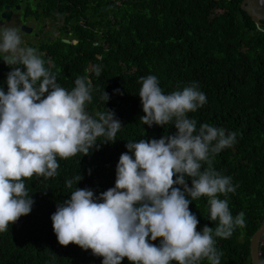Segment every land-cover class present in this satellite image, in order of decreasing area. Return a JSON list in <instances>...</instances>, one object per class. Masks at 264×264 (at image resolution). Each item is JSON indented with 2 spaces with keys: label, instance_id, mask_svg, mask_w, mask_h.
<instances>
[{
  "label": "clouds",
  "instance_id": "9594fccd",
  "mask_svg": "<svg viewBox=\"0 0 264 264\" xmlns=\"http://www.w3.org/2000/svg\"><path fill=\"white\" fill-rule=\"evenodd\" d=\"M47 58L25 43L19 27L0 22V62L10 69L0 84V234L30 213L34 201L28 180L57 177L59 160L89 155L115 142L122 129L115 113L104 107L109 99L104 90L103 110L90 112L91 79L77 76L67 90L56 82ZM86 70L98 77L101 66ZM138 83L140 123L171 125L175 131L128 140L115 165L114 186L98 195L76 187L79 172L66 178L70 194L50 216L56 240L78 246L74 252L102 257L101 264H121L124 258L129 264H220L217 238H230L242 228L244 213L231 214L228 196L236 186L213 168V160L233 147L237 134L207 123L197 127L189 114L207 100L196 82L170 93L163 92L155 75ZM201 197L215 227L197 231L199 221L189 204ZM55 260L52 253L46 264Z\"/></svg>",
  "mask_w": 264,
  "mask_h": 264
},
{
  "label": "trees",
  "instance_id": "16d2710c",
  "mask_svg": "<svg viewBox=\"0 0 264 264\" xmlns=\"http://www.w3.org/2000/svg\"><path fill=\"white\" fill-rule=\"evenodd\" d=\"M68 1L73 4L67 9L70 20L79 23L80 15L96 31L77 27L78 39L102 43L92 49L98 59L90 51L84 58L101 66V73L88 74L77 52L85 46L62 42L54 47L51 71L67 90L74 87L77 76L89 77L93 85L89 111L103 110L104 90L109 96L104 107L115 113L122 129L115 142L102 144L89 155L59 160L57 177L27 181L34 203L28 215L0 234V264H46L52 253L55 264H101L102 257L91 252H74L80 249L74 244L59 245L50 216L70 194L66 178L79 172L82 179L76 187L98 195L114 186L115 165L128 140L158 139L175 131L171 125L148 128L139 121L143 112L138 81L150 74L164 93L196 82L207 100L189 114L197 127L207 123L237 134L233 147L215 156L213 168L232 178L236 191L229 194L228 206L233 216L244 213V226L230 238H217L216 247L220 264H251L250 239L264 222V33L241 11L243 0H135L120 6L102 0ZM9 70L0 62V84ZM189 210L199 221L197 231L204 225L215 227L207 219L205 197L192 201ZM121 264H129L127 258Z\"/></svg>",
  "mask_w": 264,
  "mask_h": 264
},
{
  "label": "flooded vegetation",
  "instance_id": "af4514ba",
  "mask_svg": "<svg viewBox=\"0 0 264 264\" xmlns=\"http://www.w3.org/2000/svg\"><path fill=\"white\" fill-rule=\"evenodd\" d=\"M0 5V22L12 23L19 27L25 43L46 55L48 61H51L50 67L54 65V47L60 46V42L64 41H68V45L77 42L78 46L81 44L86 47V49L79 47L77 50L86 68L94 65L89 59L84 60L87 51L98 59V54L92 49L101 46L102 43L91 44L90 38L78 39L74 32L77 27L92 33L96 31L88 26L80 15L79 23L74 19L70 20L67 9L72 8L73 4L68 0H0ZM2 14H8V19H1ZM261 29L264 33V24ZM33 41L35 42L31 43Z\"/></svg>",
  "mask_w": 264,
  "mask_h": 264
},
{
  "label": "water",
  "instance_id": "95a60500",
  "mask_svg": "<svg viewBox=\"0 0 264 264\" xmlns=\"http://www.w3.org/2000/svg\"><path fill=\"white\" fill-rule=\"evenodd\" d=\"M102 1H110V2H116V3H126V2H132L135 0H102ZM7 9V7H5ZM240 9L242 12H244L248 19L251 21L253 25L256 26L257 30L259 32H262V25L264 24V0H243L240 3ZM2 17H5V19H8V14H3ZM64 44H69L66 41ZM74 45H77L74 43ZM264 237V222L257 231L252 235L249 243V255L251 258V264H261L260 261V245L262 242V239Z\"/></svg>",
  "mask_w": 264,
  "mask_h": 264
},
{
  "label": "rangeland",
  "instance_id": "374dc122",
  "mask_svg": "<svg viewBox=\"0 0 264 264\" xmlns=\"http://www.w3.org/2000/svg\"><path fill=\"white\" fill-rule=\"evenodd\" d=\"M35 41H33V42H31V43H34ZM39 44L37 43V46H38Z\"/></svg>",
  "mask_w": 264,
  "mask_h": 264
}]
</instances>
